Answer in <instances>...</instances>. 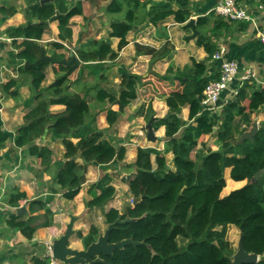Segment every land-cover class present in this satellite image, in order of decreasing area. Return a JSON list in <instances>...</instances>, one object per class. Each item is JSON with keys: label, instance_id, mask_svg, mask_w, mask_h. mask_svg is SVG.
Wrapping results in <instances>:
<instances>
[{"label": "trees", "instance_id": "1", "mask_svg": "<svg viewBox=\"0 0 264 264\" xmlns=\"http://www.w3.org/2000/svg\"><path fill=\"white\" fill-rule=\"evenodd\" d=\"M28 1L29 22L12 27L7 33L19 48L16 54L21 63L19 72L30 77V84L36 90L34 100L38 103L30 107L24 116V124L17 129L14 137V146L39 158L45 170H48L53 151L35 142L45 135L61 139L66 151L63 160L58 163L55 183L65 198L74 199L87 180L88 165L123 161L126 148L117 147L107 140L102 130L95 129L87 136L86 130L91 126L87 125L91 114L88 91L84 94L70 91L71 85L82 77L83 71L79 62L70 64L71 58L60 51L65 49V42L72 40V19L83 16V0H50L45 3H41L42 0ZM134 1L136 5L127 10L124 20L111 23L109 36L121 39L119 49L128 44L127 35L133 28L136 9L140 7L139 0ZM236 1L240 3V0ZM148 2L152 3L149 10L146 8ZM146 3L142 4L145 11L143 19L152 25H158L171 16L177 23L184 24L191 17V0H147ZM123 9L121 2L112 0L108 11L120 13ZM1 10L5 15L16 12L14 7ZM57 12L60 13L57 18L59 40L50 42L46 50V54H50L56 62L45 60L33 65L44 49L40 41L49 28L48 21ZM208 18L199 17L198 25L205 24ZM17 39L22 40L17 43ZM196 42L210 55L217 51L202 34ZM92 44L90 52L82 54L80 51L82 61L96 60L111 52L109 40L93 41ZM165 48L166 45L157 50L136 44L139 55L150 54L153 57L164 54ZM62 60L67 63H58ZM193 63V68L187 67L184 73L178 72L175 76L182 88L172 91L166 98L169 107L166 117H158L153 121L155 131L165 128L163 150L157 147L138 149L132 165L135 171L130 175L128 183L133 197H138L139 201L134 207L128 208L123 216V219L132 220L118 224L110 233L112 243L123 239L142 243L117 249L110 256H102L104 262L95 264H231L236 250L226 239L229 225L240 230L244 249L248 253L258 254L259 260L249 264H264V173L252 181L259 170H264V125L259 127L253 139L239 142L251 125V115L264 105V88L251 90L247 82L234 99L223 105L220 115L203 110V92L214 78L205 75L206 66L203 62L194 60ZM50 65L57 83L44 87ZM78 69L79 76L73 81L72 77ZM168 72L173 73L175 70L170 67ZM161 78L166 79V76ZM131 82L142 83V77L135 75L128 79L130 85ZM17 86V81L12 79L4 84V91L17 97L20 94ZM148 88L149 83H146L144 94L149 92ZM130 95L132 100L138 97L135 88ZM134 96L137 97L133 99ZM109 102H115L112 95H109ZM117 103L118 111L111 108L107 111L110 127L118 123L126 106L122 100ZM53 105H63L65 108L53 112L50 109ZM187 106L190 113L188 120H184L180 113ZM144 107L141 104L138 112H142ZM155 114L150 105L147 122ZM243 123L246 127H242ZM212 134L216 136L218 148L213 150L199 147L201 140ZM72 138H79L80 141L75 143ZM8 139L9 136L0 129V149ZM167 154H172L171 160ZM227 169L230 170L229 184L232 180L247 182L223 196L227 186ZM109 179L105 176L94 184L101 191L88 202L89 207L104 205L115 196L116 189ZM53 199V195L28 199L26 192L19 188L12 189L8 194V204L18 208L20 201L26 200L27 210L25 213L16 211L10 214L9 227L33 240L39 228L54 225V212L49 207ZM119 212L117 208H110L104 215L106 224L114 222ZM97 235L98 229L92 226L88 236L81 234V237L89 245L96 240ZM178 238L185 239V243L180 245ZM30 264H51V256L46 251L34 254Z\"/></svg>", "mask_w": 264, "mask_h": 264}, {"label": "crops", "instance_id": "2", "mask_svg": "<svg viewBox=\"0 0 264 264\" xmlns=\"http://www.w3.org/2000/svg\"><path fill=\"white\" fill-rule=\"evenodd\" d=\"M118 1L124 6L123 12L120 13L108 11L112 0H83V16H76L72 19V40L65 42V49L60 52L65 53L71 60L73 57L76 58V62H79L83 71L78 81L75 79L79 76V69L75 73V78L72 77L75 82L71 85L70 91L80 94L88 91L91 114L87 125L91 126L86 130L87 136L95 129L102 130L107 140L112 141L117 147L126 148V156L123 161H113L107 165H88L87 180L82 185L79 194L74 199H68L63 196L54 178L58 163L63 160L66 151L61 139H53L51 135H45L35 142L38 146L45 145L53 151L52 163L48 170H45L39 158L14 146L17 129L24 124V116L29 108L35 106L38 101L31 96L30 77L19 72L21 63L16 58L19 48L13 43L14 39L9 37L7 31L12 27L26 25L29 22L27 13L30 3L28 0H0V129L9 136L0 149V264H30L34 254L48 250L54 240L62 236L71 216L77 217L73 227L74 234L69 238V246L72 248L81 250L88 246L81 234L84 237L88 236L92 226L98 229V233L106 230L105 213L110 208L121 210L124 202L133 198L128 179L135 171L132 165L136 160L138 149L156 147L141 138L144 128L146 129L148 107L152 106L156 113L154 116L157 118L166 117L169 112L166 98L172 91L182 88L175 76L178 72L184 73L187 67L193 68L194 60L205 64L206 76L214 79L218 76L222 59H214L213 55H210L203 46L197 44L196 41L200 34L208 38L217 51L224 50L223 59L238 62L240 75L245 70H255L256 79L248 81L251 90L264 88V43L260 38L261 34L264 35V3L262 0H240L248 12L256 18L255 23L229 21L217 16L213 8L220 0H191L190 18L195 20V27L198 31V35L194 38L190 37L194 34V30L191 27H184L185 23H177L172 16L158 25L144 21L145 11L142 4L147 0H139L140 7L136 9L133 28L127 35L128 44L122 49H119L121 39L109 36L112 30L111 23L115 20H124L127 10L134 7L136 2L134 0ZM151 6V2L146 3L147 10ZM9 7L16 8L13 15H5L1 10ZM202 16H208V21L203 25H198L197 20ZM48 25L49 28L40 41L45 50L50 42L59 40V22L56 20ZM21 40L17 39V43ZM107 40L111 44L110 53L88 62L81 60L80 51L82 54L90 52L93 49V41L106 42ZM136 44L151 46L157 50L165 45L166 48L164 54L153 57L150 54L141 53L139 55L136 51ZM47 55L50 54L47 53ZM170 67L175 72L169 73ZM88 74L95 76V84H88V81H85ZM135 75L142 77V83L131 82L130 85L128 79L134 78ZM163 76H166V79L161 78ZM55 77L50 65L47 68V81L44 84L51 79H54L52 83L54 84ZM12 79L18 83L17 88L20 94L17 97H12L4 91V84ZM240 82V76H238L231 84L232 90L240 89L247 83L240 84ZM146 83H149V92L144 94ZM133 88L138 94V97H133V99L137 97L135 100H132L130 95ZM109 95L114 97L115 102H109ZM232 98V92L225 91L220 103L223 104L226 99ZM121 100L126 103L125 109L118 123L110 127L107 122L108 108L118 111L117 102ZM141 104L145 107L142 112H138ZM64 108L63 105L50 107L53 112L62 111ZM220 112L221 109L217 114L220 115ZM189 113L190 109L187 106L182 108L180 116L188 120ZM251 120V124L257 122L259 127L264 125V105L251 115ZM242 127H246V124L243 123ZM250 128L251 125L247 130ZM72 140L75 143L80 141L79 138H72ZM163 148L164 139L158 149L163 150ZM105 176L110 178V184L115 187V196L104 205L89 207L88 202L101 191L94 184ZM231 182L228 185L231 189H235L242 187L247 181L232 180ZM14 188L26 192L28 199L54 196L49 205L54 212V225L39 228L33 240L27 239L21 232L14 231L8 225L10 214L16 212L19 207H25L27 210L26 200H21L18 208L8 204V194ZM51 264L63 263L51 257Z\"/></svg>", "mask_w": 264, "mask_h": 264}, {"label": "water", "instance_id": "3", "mask_svg": "<svg viewBox=\"0 0 264 264\" xmlns=\"http://www.w3.org/2000/svg\"><path fill=\"white\" fill-rule=\"evenodd\" d=\"M50 0H42L41 3L48 2ZM60 13H56L54 16H52L49 21V23H52L57 20ZM184 27H191L194 30V34L191 35V38H194L196 35H198V31L195 27V20L193 18H190L184 25ZM48 60L52 63H55L56 61L49 55L46 54V50L43 49L41 52L40 58L33 64L36 65L40 61ZM76 58H72L70 61L71 63H75ZM58 63H67L66 60H62ZM26 66L29 65L28 62L25 64ZM57 81L54 82L56 84ZM156 116H152L150 120L146 124L147 134L146 139L149 142L155 143L156 141L161 139V136H158L155 134V130L153 128V121L156 119ZM259 130V126L257 122H252L251 128L247 131H245L242 136L240 137L239 142H243L246 139H253V137L257 134ZM264 173V170H259L252 178V181H255L259 179V177ZM139 201L138 197H133L131 200H126L119 212V215L117 219L108 224L107 228L104 232H99L97 235V238L95 241L91 242L88 246H86L84 249H75L69 246V238L74 234V223L77 220L76 216H71L70 221L67 224V227L59 238L55 239L52 246H51V257L59 262H62L63 264H95V263H101L104 262L102 256H110L113 254V252L117 249H122L126 245L132 244V245H138L142 242H137L132 239H123L118 242H110V233L111 231L118 225L122 224L128 221H131V218L123 219V216L125 215L126 211L130 207H134L136 203ZM18 213H25L26 208L25 207H19ZM259 260V256L256 253H248L243 246V236L241 235L238 249L233 255V258L231 260V264H249V263H255Z\"/></svg>", "mask_w": 264, "mask_h": 264}, {"label": "built area", "instance_id": "4", "mask_svg": "<svg viewBox=\"0 0 264 264\" xmlns=\"http://www.w3.org/2000/svg\"><path fill=\"white\" fill-rule=\"evenodd\" d=\"M213 12L222 18L229 21H245L255 23L256 18L248 12V10L238 3L236 0H220L213 8ZM261 41L264 43V35L260 36ZM224 50L217 51L213 54V58L221 60V65L218 71V77L211 80L204 92L201 100V107L203 110H209L213 113L219 112L223 105L231 99H226L223 104L220 103L221 96L225 91H231L233 98L238 94L239 88L232 90L231 84L235 79L240 76V84L256 79L255 70H245L240 75V66L235 60L223 59ZM51 251V248H50Z\"/></svg>", "mask_w": 264, "mask_h": 264}, {"label": "rangeland", "instance_id": "5", "mask_svg": "<svg viewBox=\"0 0 264 264\" xmlns=\"http://www.w3.org/2000/svg\"><path fill=\"white\" fill-rule=\"evenodd\" d=\"M86 1H92V0H86ZM74 78H75V75H74ZM95 76L94 75H87L85 77V81H88V84H95ZM53 80L54 79H51L49 82H46V84H44V87H47L48 85H51L53 83ZM83 80V79H82ZM29 89L31 90L32 92V95L31 96H34L36 95V90L29 85ZM1 93L3 94L4 91L2 90ZM48 95V94H47ZM182 113V111H181ZM180 113V115H181ZM108 122V121H107ZM147 124V120L145 122V125ZM216 130V129H215ZM146 134H147V130L144 128V131H143V136L141 137L143 140L147 141L149 144H153L155 145L157 148H160L161 147V142L162 140L165 138V129L161 128L159 129L158 131H155V134L158 135V136H161V139L156 141L155 143H152V142H149L147 139H146ZM163 136V138H162ZM39 146H45V145H39ZM48 147V146H47ZM199 147H203L204 149H207V148H211L213 150H216L218 147L216 145V136L214 134L212 135H208L206 136L204 139L201 140V144ZM162 150V149H161ZM126 156V155H125ZM167 157L169 159L172 158V154H167ZM192 157L194 158L195 157V153H193ZM52 159H53V155H52ZM153 160L155 161V156H153ZM229 172L230 170L227 169L225 171V174H226V177H227V186L226 188L224 189L222 195H226L227 193L231 192L232 190H235V189H238V188H235V189H229V185L228 183L230 182V178H229ZM96 184V183H95ZM240 188V187H239ZM226 239L232 244L233 248L237 251L238 249V245H239V241H240V237H241V233H240V230L234 226V225H229L227 227V230H226ZM178 242L180 245H183L185 243V239H182V238H178ZM51 248V247H50ZM50 248L47 250H43V251H46V254H50L51 256V251H50Z\"/></svg>", "mask_w": 264, "mask_h": 264}]
</instances>
